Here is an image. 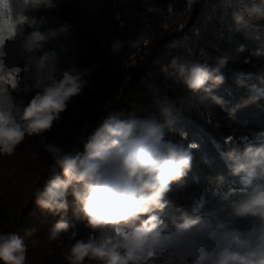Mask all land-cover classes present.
Wrapping results in <instances>:
<instances>
[{
    "label": "clouds",
    "instance_id": "clouds-1",
    "mask_svg": "<svg viewBox=\"0 0 264 264\" xmlns=\"http://www.w3.org/2000/svg\"><path fill=\"white\" fill-rule=\"evenodd\" d=\"M60 0H0V55L7 41L16 40L23 28H34L18 47L19 54L35 68L34 86L38 90L27 104L15 106L13 98L0 88V154L11 157L26 139L42 136L62 117L69 103L82 94L86 85L83 72L75 66L57 77L54 60L35 53L51 38L69 30L42 32L35 27L29 10L57 7ZM221 12L237 27L264 22V0H222ZM120 41L112 51L118 53ZM240 45L225 52L214 63L185 62L175 57L165 76L183 85L188 97L185 110L208 111L225 105L216 95L226 81L222 69L238 62L245 51ZM260 59L264 52L250 53ZM245 63L251 62L244 58ZM2 64V62H0ZM259 85L249 88L250 95L231 112L257 102L264 89V66H255ZM245 74L236 73L238 86L244 87ZM25 91H28L26 88ZM164 119L155 115H131L127 119L111 114L83 143L84 153L75 147L65 150L54 143H43L52 159L51 175L34 198L42 212L59 219L49 229V240H58L75 225L67 219L71 207L76 221L90 230L87 239H76L63 253L67 264H167L177 257L180 264H264V131L239 142L229 139L230 150L221 152L229 173L241 179L240 189L226 188L223 177L213 186L212 195L229 209L227 218L206 219L201 214L204 198L192 206V216L182 215L180 222L168 228L161 218L168 206L172 186L187 176L193 145L168 139L166 129L172 123L169 112ZM69 197H72L71 205ZM251 218L241 229L234 220ZM28 242L18 235L0 230V264H27ZM152 254L149 258V254Z\"/></svg>",
    "mask_w": 264,
    "mask_h": 264
},
{
    "label": "trees",
    "instance_id": "trees-1",
    "mask_svg": "<svg viewBox=\"0 0 264 264\" xmlns=\"http://www.w3.org/2000/svg\"><path fill=\"white\" fill-rule=\"evenodd\" d=\"M221 4L222 0H60L55 8L27 13L42 32L69 26L68 32L51 38L35 53L37 57L56 55L57 77L69 66L91 70L83 77L82 94L42 135L48 143L84 153L77 138L86 139L109 115L122 119L155 115L163 120L167 109L172 123L166 138L193 145L191 168L182 182L172 186L161 216L168 228L180 222L182 215L192 216L193 204L212 194L219 177L226 188L243 187L240 177L229 173L221 152L230 150L229 138L239 142L264 131V92L257 102L230 111L249 97L250 86L259 85L248 74L254 72V65L264 66V56H250L257 50L264 52V22L237 30L231 17L221 12ZM33 30L26 25L22 38ZM114 41L121 42L118 53L112 51ZM240 45L246 50L238 62L229 61L222 69L226 81L215 93L225 105H214L208 111L185 110L182 101L188 97L187 90L165 76L171 60L178 57L212 64ZM246 57L251 62L245 63ZM236 73L245 74L246 86H238ZM13 80L0 81V88L11 95L15 106L22 107L38 90L30 84L18 86ZM40 152L41 169L25 198L14 188V161L0 154V225L28 242L27 264H67L63 253L76 239H87L90 230L75 220L70 207L67 219L75 227L58 240L48 239L59 216L42 212L35 203L34 191L43 187L52 166L51 156L44 149ZM71 201L69 197L70 205Z\"/></svg>",
    "mask_w": 264,
    "mask_h": 264
},
{
    "label": "rangeland",
    "instance_id": "rangeland-1",
    "mask_svg": "<svg viewBox=\"0 0 264 264\" xmlns=\"http://www.w3.org/2000/svg\"><path fill=\"white\" fill-rule=\"evenodd\" d=\"M22 39L21 35L18 36L16 40H9L6 42L3 48V54L0 55V62H2V64H0V81H8L10 80L9 78H11L14 79L13 81H15L18 86L21 84H30L34 86L33 73L35 68L21 57L17 47ZM48 56L54 60L56 68V55L52 53L48 54ZM45 142H47V140L42 136L26 138L18 146L15 154L11 156L12 161H14L15 167H13L16 176L14 188L17 190L18 194L23 195L24 198L27 195V191L31 189L38 178L37 173L41 169L40 150L44 149L43 143ZM204 201L205 204L201 210L205 214L206 219H215L217 217L227 218L229 209L227 206H221L212 194L204 198ZM234 224L241 229H246L251 225V218L236 219L234 220ZM0 230H4L2 225H0ZM167 264H180V262L177 257L173 256L168 258Z\"/></svg>",
    "mask_w": 264,
    "mask_h": 264
},
{
    "label": "snow or ice",
    "instance_id": "snow-or-ice-1",
    "mask_svg": "<svg viewBox=\"0 0 264 264\" xmlns=\"http://www.w3.org/2000/svg\"><path fill=\"white\" fill-rule=\"evenodd\" d=\"M0 39H2V38H0ZM9 79H11V78H9ZM229 139H231V138H229ZM151 256H152V254L150 253V254H149V258H151Z\"/></svg>",
    "mask_w": 264,
    "mask_h": 264
}]
</instances>
